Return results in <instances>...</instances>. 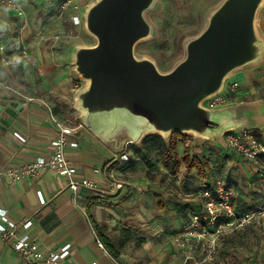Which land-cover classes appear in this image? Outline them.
Wrapping results in <instances>:
<instances>
[{"label": "rangeland", "instance_id": "1", "mask_svg": "<svg viewBox=\"0 0 264 264\" xmlns=\"http://www.w3.org/2000/svg\"><path fill=\"white\" fill-rule=\"evenodd\" d=\"M53 1L33 3L28 6L29 11H26V16H17L15 13H11L12 15L8 19L0 21V46L5 47L6 57L11 54L16 56L14 58L18 60L17 67L18 64H22L27 60L44 61L45 64L56 62L63 65V69L68 67L75 77L73 89L77 93L84 89L87 83L74 70L72 65L73 50L78 46H93L97 41L88 34L84 24L73 25L72 16L74 13L67 16L64 14L67 11V9L64 10V6L68 0ZM222 1L157 0L155 6L146 13V18L153 25L154 34L149 39L137 44L135 48L137 58L151 59L162 73L170 72L185 58L186 43L204 31L209 15ZM84 4L85 1L81 2L82 7ZM80 15L82 17V13ZM57 22H60V26ZM256 23L257 30L264 39V4L258 12ZM22 49L27 50L29 55L27 59L21 57L20 52ZM60 55L66 57L58 61ZM263 63L264 60L258 64L237 70L226 80L225 87L220 95L224 98L223 107H235L241 111L240 120L246 125L236 130H252L264 142V83L260 82V73L264 72V69L259 68ZM32 67V74L40 77L37 66L33 65ZM64 71L69 74L68 70ZM242 73H253L256 76L252 83V91H250L252 93L244 97L238 96V94L247 91V88L250 89V87L244 85V81H240L239 75ZM234 83L238 85L236 88L232 87ZM66 110L67 108L64 113L67 114ZM52 111L55 114L54 109ZM64 113L60 115L63 121L67 119ZM69 119L73 123L78 121L76 115H69ZM258 124H262V127H257ZM160 136L165 144H170L171 135ZM145 137L137 143L129 139H123L122 143L117 140L118 145H113L117 149L116 155L127 153L140 158L138 161L124 163L118 156L117 163L114 164L116 165L114 169H117L115 178L124 183L123 192L127 191L126 195H129V198L137 203L139 202L133 207L136 212L143 206V214L154 215L155 213L154 219H160V221L153 226L149 223L141 225H147V229L142 230H140V224L135 222H132V224L119 222V227L111 234V237L115 246L119 249L122 248L121 251H182L184 264H190L191 262H186L184 252L189 248L184 249L175 245L174 237L185 231L191 214L203 210L199 211L201 204L204 202L203 194L207 190H212L216 181H223L234 189V201L238 187L235 181L231 179L233 176L229 165L230 158L223 152V150L228 149L224 144L223 136L214 139H202L194 134L175 136L173 139L176 144L172 145V150L173 155L179 159V169L177 175H173L172 170L166 167L164 157L160 155L156 145L152 143V155L150 157L137 150V148L142 147ZM219 141L221 143L218 146ZM107 145L110 146L111 143H107ZM203 152L204 156L208 157L210 170L205 169V173L208 174L207 185L200 187V182L203 180L200 169L194 168L190 174H187L186 166L190 164L192 157L197 155V157L199 155L203 157ZM233 156L239 158L242 163H250L240 155L233 154ZM216 159L218 161H214ZM173 164L174 161L170 162L169 165ZM257 175L261 182L264 179V171L263 173L258 172ZM152 177L153 179H151ZM185 180L190 188H187L188 185L183 184ZM259 181L257 180V185ZM257 185L256 188H260ZM240 186L246 187L248 190V194L243 192L244 196L250 194L253 197L255 196L252 211L258 210L261 206V200L256 197L257 192L249 187L247 188V186ZM240 191H243L242 188H240ZM123 203L126 208L128 201L124 200ZM122 211L129 213L132 210L128 208ZM237 212L240 214V211L237 210ZM171 215L174 217V223H170L168 219ZM263 222V220H256L244 228L238 227V230L235 229V226L224 230V233L220 234L217 251L213 258L208 259L203 249H197L194 251L199 252L192 254L194 262L196 261L198 264H264V251H259L257 248L261 240L264 239V227L261 229ZM249 230L253 237L250 246H246L257 250L230 251L228 239H234L236 242L235 247L239 248V245L243 243V237L250 232ZM208 232L212 233L214 230L209 228Z\"/></svg>", "mask_w": 264, "mask_h": 264}, {"label": "crops", "instance_id": "2", "mask_svg": "<svg viewBox=\"0 0 264 264\" xmlns=\"http://www.w3.org/2000/svg\"><path fill=\"white\" fill-rule=\"evenodd\" d=\"M71 1V6L67 7V11L64 13L66 16L73 14V5L84 1L86 3V0ZM38 2L40 3V1L25 3L26 11H29V5ZM84 8L81 6L82 12H84ZM12 14L5 12L0 21L8 19ZM57 24L60 26V22ZM14 57H16L14 54L8 55L9 64L0 60V99L21 104L23 111L19 113L18 119L14 121L10 129H0V172L7 168H19L40 156L51 154V143L57 136L58 129L48 114V105L54 109L56 119L74 131L71 140L76 141L78 147H68L66 153L71 164L77 169V177L91 180L97 186V191L80 189L76 195L68 188L67 178L55 176L50 172L37 178L23 179L20 182H15L8 177L0 178V210L7 211L10 218L16 222H30L26 229H20V237L28 243L36 244L39 249L45 252L59 251L70 245V255L61 264H184L182 251H121V247L119 249L115 246L111 234L117 230L119 222L124 224L135 222L140 224V230H142L147 225H141L149 223L153 226L160 221V219H154V212V215L143 214V206L136 212L133 207L139 202L129 198V195H126L127 191L110 192L111 178L109 170L106 169L109 166L114 169L116 166L114 164L117 163V158L121 155V153L116 155L117 149L113 145H118L117 140L122 143L123 139L132 141V138L127 132H118L114 135L115 142L108 146L103 138L98 137L82 123V116L74 103L77 95L73 89L75 77L68 67L63 69V65L56 62L45 64L44 61L29 60L18 64L17 67L18 60ZM64 57L66 56L60 55L58 61ZM33 65L37 66L40 77L32 74ZM259 68L264 69V63ZM64 70H68L69 74H66ZM239 76L240 81H244V85H248L247 87L250 89L247 88V91L239 93L238 96H248L252 93L250 91H252V83L256 76L253 73H242ZM260 78V82L264 83V72L260 73ZM66 108L67 114L64 113ZM63 113L67 118H64V121L60 116ZM69 115H76L77 123H73L69 119ZM261 125L258 124L257 127H262ZM16 133L21 135L25 142L15 137ZM220 143L219 141L217 145L219 146ZM223 152L230 158L229 165L233 176L231 179L238 187L237 195L233 201L234 205L241 214L248 213L253 209L255 196L253 197L252 194L244 196L243 192L247 193L248 190L240 185L256 191V197L261 200L260 188H256V182L259 181L257 173L264 171V156L257 164L242 163L229 150H223ZM202 155L203 157L199 155L201 159L208 160V157L204 156V152ZM95 170H101V173L96 174ZM206 181L207 178L203 176L200 187L205 186ZM184 182L183 184L187 186V181ZM257 186L260 187V181ZM187 188L190 186L188 185ZM240 188L243 191H240ZM38 192L44 198L45 204L43 205L39 201ZM249 193L251 192L249 191ZM123 199L128 201L126 208L123 206ZM128 208L132 211L129 213L122 211ZM202 209L201 204L199 211ZM168 219L170 223H174L172 215ZM92 221H96L103 229V235L113 245L116 257L107 247L101 249L97 246L96 240L101 238L93 228ZM261 226L263 229L264 222ZM251 234V231L245 234L242 239L243 247L239 245V248L235 247L234 239H228L230 251L257 250L247 247L251 244L253 237ZM257 248L259 251H264V239L261 240ZM0 264L31 263L25 261L13 249L10 241L0 237Z\"/></svg>", "mask_w": 264, "mask_h": 264}, {"label": "water", "instance_id": "3", "mask_svg": "<svg viewBox=\"0 0 264 264\" xmlns=\"http://www.w3.org/2000/svg\"><path fill=\"white\" fill-rule=\"evenodd\" d=\"M156 2L95 0L85 9L84 27L97 42L72 53L74 70L87 83L76 95V107L86 112L82 123L97 135L115 127L128 133L118 125L126 123L139 133L134 143L148 134L214 139L245 126L238 108L209 109L204 102L219 94L237 70L264 60L256 23L264 0H223L168 73L135 54L137 44L154 34L146 13ZM22 111L21 104L0 99V129H10ZM118 132L103 140L115 142Z\"/></svg>", "mask_w": 264, "mask_h": 264}, {"label": "built area", "instance_id": "4", "mask_svg": "<svg viewBox=\"0 0 264 264\" xmlns=\"http://www.w3.org/2000/svg\"><path fill=\"white\" fill-rule=\"evenodd\" d=\"M29 1L49 2L51 0H0V18L5 12L15 13L17 16H26L25 3ZM95 0H86L85 9ZM72 1L68 0L64 6V10L71 6ZM81 3L73 5L72 16L73 25H82L83 14ZM82 13V17L81 14ZM0 60L9 64V59L5 56L6 49L0 46ZM21 57L28 58L27 50H21ZM226 84V82H225ZM238 85L234 83L233 88ZM225 87V85H224ZM224 98L219 94L204 102V106L209 109L223 108ZM48 114L55 126L58 129V134L51 143L52 152L50 155L40 156L33 161L21 165L19 168H7L0 172V178L8 177L9 179L20 182L26 178H37L45 173H52L55 176L65 177L68 179V188L78 195L80 189L97 191L96 184L88 179L77 177V169L71 164L67 157L66 150L68 147L77 148L78 143L71 140L74 131L63 123L59 122L53 114L52 108L47 105ZM15 137L25 142V139L15 134ZM223 141L226 148L232 154H237L243 157L247 162L257 164L261 157L264 156V142L252 130L238 131L233 130L223 136ZM138 156H131L127 153H121L120 160L124 163L138 161ZM110 175L111 193L123 190L124 183L115 178L117 169L108 167ZM96 174L101 173V170H95ZM261 206L256 211H250L245 214H238L235 205L233 204L234 189L226 185L223 181H216L214 188L207 190L203 194L204 202L202 203L203 210L199 213H193L189 216L187 226L183 233H179L174 237V244L181 248L188 249L185 252L186 262L198 264L194 262L193 253L197 249H203L208 259H212L217 251V244L220 234L224 233L230 227L235 226L244 228L254 221H264V179L260 182ZM103 195V193H101ZM40 203L45 204L44 198L38 192ZM30 222H16L10 218L7 211L0 210V237L10 241L13 249L17 251L25 261L31 264H61L70 255V245L65 246L59 251L45 252L38 248L36 244L28 243L20 237V229H26ZM237 225V226H236ZM211 228L214 232L209 233ZM234 230V229H232ZM96 243L99 248L104 249V244L101 239L97 238Z\"/></svg>", "mask_w": 264, "mask_h": 264}, {"label": "trees", "instance_id": "5", "mask_svg": "<svg viewBox=\"0 0 264 264\" xmlns=\"http://www.w3.org/2000/svg\"><path fill=\"white\" fill-rule=\"evenodd\" d=\"M156 136V137H154ZM175 136H187L182 135L179 133H173L171 134V141L170 144L167 145L164 143L163 138L160 135H148L145 137V139L142 142V147L140 149L137 148L139 152H142L146 154L147 157H150L152 155V143L153 145H156L158 147V150L160 152V155L164 157V162L166 164V167L170 168L174 175L178 173L179 169V159L173 155L172 145L176 144L173 137ZM262 158V157H261ZM174 161L173 165H169L170 162ZM170 166V167H169ZM199 168L200 173L205 177L208 178V174L205 173V169L210 170L209 162L208 160L201 159L200 157H192L190 164L186 166V173L190 174L192 169ZM207 185V183L205 184ZM209 189V188H208ZM93 228L96 230L98 236L101 238L103 244L107 249L113 254V256L116 257L113 248V245L110 243V240L103 235V229L99 227V225L96 223V221H92Z\"/></svg>", "mask_w": 264, "mask_h": 264}, {"label": "bare ground", "instance_id": "6", "mask_svg": "<svg viewBox=\"0 0 264 264\" xmlns=\"http://www.w3.org/2000/svg\"><path fill=\"white\" fill-rule=\"evenodd\" d=\"M77 110H78V112L80 113V115L81 116H84V115H86V112L84 111V110H81V109H78L77 108ZM232 115H234V117H235V113H232ZM120 124H122V125H124V126H126L127 127V131H128V134L130 135V137L132 138V141H135V140H137L138 139V137H139V133H138V131H136V130H134L132 127H130L128 124H126V123H118V125H120ZM232 124H235V125H237V124H239V123H237V122H232ZM120 129H121V127H115L114 129H112L111 130V132H104L103 134H101V135H97L98 137H101V138H103V139H105V140H108V138L114 133V132H118V131H120ZM114 131V132H113ZM113 132V133H112ZM105 133H107V134H105ZM110 133H112V134H110Z\"/></svg>", "mask_w": 264, "mask_h": 264}]
</instances>
